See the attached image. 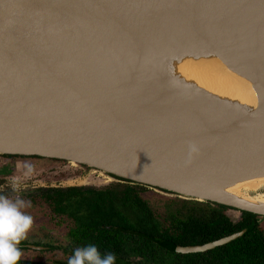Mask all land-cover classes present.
<instances>
[{
  "label": "water",
  "instance_id": "1",
  "mask_svg": "<svg viewBox=\"0 0 264 264\" xmlns=\"http://www.w3.org/2000/svg\"><path fill=\"white\" fill-rule=\"evenodd\" d=\"M193 39L258 64L264 2L0 0V155L88 166L264 215L216 194L264 177V84L246 115L180 88L157 61ZM244 232L178 250L206 251Z\"/></svg>",
  "mask_w": 264,
  "mask_h": 264
},
{
  "label": "trees",
  "instance_id": "2",
  "mask_svg": "<svg viewBox=\"0 0 264 264\" xmlns=\"http://www.w3.org/2000/svg\"><path fill=\"white\" fill-rule=\"evenodd\" d=\"M44 197L56 206H84L86 210H77L82 212L81 221L114 224L117 230L110 236L134 239L147 258L169 260L177 254L178 245L203 244L247 228L243 237L206 253L224 254V264H264V233L252 218L255 215L248 212H242L241 220L232 224L225 205L167 197L129 182L98 189L56 190ZM195 255L200 253L191 254L193 260Z\"/></svg>",
  "mask_w": 264,
  "mask_h": 264
},
{
  "label": "flooded vegetation",
  "instance_id": "3",
  "mask_svg": "<svg viewBox=\"0 0 264 264\" xmlns=\"http://www.w3.org/2000/svg\"><path fill=\"white\" fill-rule=\"evenodd\" d=\"M0 156L7 159H24L19 156ZM58 162L63 163V161ZM12 167L16 169L15 165ZM12 167L11 169L13 170ZM80 167L85 168L87 171L95 170L94 168L88 166ZM95 172L97 171L95 170ZM103 176L107 178H105V184L101 185H43L34 189L33 192L28 193H17L12 191V188H10L9 184L6 183L8 178H0V195L3 194L4 190H9V193L7 194L8 199L15 200L16 198H20L26 203H30V207H25L22 211L31 215L33 218L32 226L27 235L17 245L21 253L17 264H67L68 258L72 255L74 249L81 248L89 244L95 245L101 255L105 253H112L115 256L114 264H224L222 262V257L225 256L224 254L206 252L217 247L225 246L232 241L243 237L247 232V228H243L231 234L221 236L218 239L208 241L206 243L220 240L226 236L245 230L242 236H239L226 244L216 246L206 251L184 253L178 250L179 247L203 245L206 243L178 245L175 250L177 254H173L169 260L155 259L152 257L147 258L143 255L141 249H139L141 245L134 244V239L122 236H110L111 233H115L117 230V228H113L114 224L97 220L81 221L79 218L82 217V212L77 210H86L84 206H56L53 203V200L47 201L44 197V194L53 193L56 190L64 191L71 188L87 190L102 188L118 182L133 183L129 180L111 176L109 174H103ZM153 190L157 192V190ZM157 193L167 197H174L171 194H167V192ZM226 207V214L232 224H237L241 220L242 212H248L255 215V217L253 216L252 218H254L258 224V228L264 233V215L229 206ZM71 210L72 213L70 212ZM123 232L125 233V231ZM196 253H200V255H195V260H193L194 258L191 254Z\"/></svg>",
  "mask_w": 264,
  "mask_h": 264
},
{
  "label": "bare ground",
  "instance_id": "4",
  "mask_svg": "<svg viewBox=\"0 0 264 264\" xmlns=\"http://www.w3.org/2000/svg\"><path fill=\"white\" fill-rule=\"evenodd\" d=\"M264 40V39H263ZM191 40L183 50H170L167 55L158 59L160 74L174 81V75L180 88L188 92L205 91L209 99L225 102L235 109L237 115H246L258 107V98L254 90L257 84H264V43L254 52L258 64L231 53L218 55L210 44L203 39ZM169 68L168 72L165 67ZM259 67H262L259 70ZM258 68V69H256ZM263 74L257 79L255 71ZM171 73H175L174 75ZM170 75V76H169ZM203 95V92H202ZM223 104V103H222ZM226 106V105H225ZM222 107V106H221ZM227 107V106H226ZM106 176V175H105ZM264 177L249 179L220 187L216 194L221 198L245 202L255 208L264 207Z\"/></svg>",
  "mask_w": 264,
  "mask_h": 264
},
{
  "label": "rangeland",
  "instance_id": "5",
  "mask_svg": "<svg viewBox=\"0 0 264 264\" xmlns=\"http://www.w3.org/2000/svg\"><path fill=\"white\" fill-rule=\"evenodd\" d=\"M13 165L16 166V169L12 167ZM29 168H31L30 173L27 171ZM1 177L8 178L6 183L10 188H12V181L15 179L18 187L14 192L17 193L33 192L34 189L43 185L69 186L70 182L76 185H101L105 184L104 181L107 178L99 171H87L85 168L67 162L61 163L46 159H7L0 156ZM11 190L13 191V188ZM261 192L264 193V188ZM8 193L9 190H4L0 196L8 198Z\"/></svg>",
  "mask_w": 264,
  "mask_h": 264
},
{
  "label": "clouds",
  "instance_id": "6",
  "mask_svg": "<svg viewBox=\"0 0 264 264\" xmlns=\"http://www.w3.org/2000/svg\"><path fill=\"white\" fill-rule=\"evenodd\" d=\"M31 172V168L27 170ZM18 187L17 181H12L13 191ZM30 207L20 198L15 200L0 196V264H17L21 253L17 245L25 238L32 226L33 218L22 209ZM112 253L101 255L93 244L73 250L67 264H114Z\"/></svg>",
  "mask_w": 264,
  "mask_h": 264
},
{
  "label": "snow or ice",
  "instance_id": "7",
  "mask_svg": "<svg viewBox=\"0 0 264 264\" xmlns=\"http://www.w3.org/2000/svg\"><path fill=\"white\" fill-rule=\"evenodd\" d=\"M262 2H264V0H262Z\"/></svg>",
  "mask_w": 264,
  "mask_h": 264
}]
</instances>
